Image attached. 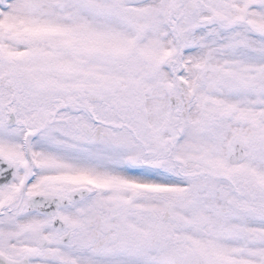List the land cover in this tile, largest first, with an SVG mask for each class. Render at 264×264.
<instances>
[{
	"label": "snow or ice",
	"instance_id": "1",
	"mask_svg": "<svg viewBox=\"0 0 264 264\" xmlns=\"http://www.w3.org/2000/svg\"><path fill=\"white\" fill-rule=\"evenodd\" d=\"M0 264H264V0H0Z\"/></svg>",
	"mask_w": 264,
	"mask_h": 264
}]
</instances>
